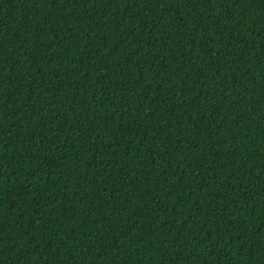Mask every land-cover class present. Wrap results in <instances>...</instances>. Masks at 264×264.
<instances>
[{"label": "trees", "instance_id": "obj_1", "mask_svg": "<svg viewBox=\"0 0 264 264\" xmlns=\"http://www.w3.org/2000/svg\"><path fill=\"white\" fill-rule=\"evenodd\" d=\"M0 264H264V0H0Z\"/></svg>", "mask_w": 264, "mask_h": 264}]
</instances>
